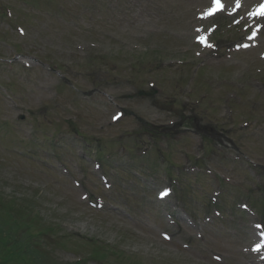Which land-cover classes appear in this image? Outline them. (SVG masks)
Listing matches in <instances>:
<instances>
[{"label": "rangeland", "instance_id": "obj_1", "mask_svg": "<svg viewBox=\"0 0 264 264\" xmlns=\"http://www.w3.org/2000/svg\"><path fill=\"white\" fill-rule=\"evenodd\" d=\"M24 1L0 0V228L10 234L6 250L15 242L24 248L21 257L4 249L0 257L7 264H257L248 250L261 218L251 202L260 198L264 169L248 172L234 154L229 162L231 152L208 139L198 143L213 151L195 150L192 139L188 156L180 151L188 140L170 147L145 136L133 117H111L122 108L163 126L189 113L264 167V37L260 48L236 52L229 41L241 28L215 18L205 25H218L210 46L199 49L197 17L209 0H89L76 13L71 0ZM242 1L246 9L254 3ZM150 79L160 97H127L145 92ZM182 103H190L184 112ZM158 146L179 166L180 191L162 203L156 194L168 181ZM203 190L214 195L209 211Z\"/></svg>", "mask_w": 264, "mask_h": 264}, {"label": "trees", "instance_id": "obj_2", "mask_svg": "<svg viewBox=\"0 0 264 264\" xmlns=\"http://www.w3.org/2000/svg\"><path fill=\"white\" fill-rule=\"evenodd\" d=\"M9 235H10L9 232H6L2 228H0V247H1L0 250L1 249L6 250V247L9 245V242H8ZM23 249L24 248L21 247L19 243H16V242L13 243L11 247L7 248V250H11L14 255L19 256V257L22 256ZM0 264H7V262L0 257Z\"/></svg>", "mask_w": 264, "mask_h": 264}, {"label": "snow or ice", "instance_id": "obj_3", "mask_svg": "<svg viewBox=\"0 0 264 264\" xmlns=\"http://www.w3.org/2000/svg\"><path fill=\"white\" fill-rule=\"evenodd\" d=\"M236 5H237V7H239V5H240V0H236ZM213 9L211 10V11H209L208 13H206V15H211V14H213V12L214 11H216V10H220L221 9V7H222V5H221V0H213ZM260 8L261 9H264V4H262L261 6H260ZM254 15H264V10H257L256 12H254L253 13ZM251 38V37H250ZM200 39V41L202 42V43H207L206 42V39L204 38V37H200L199 38ZM166 193H162V195H165Z\"/></svg>", "mask_w": 264, "mask_h": 264}]
</instances>
